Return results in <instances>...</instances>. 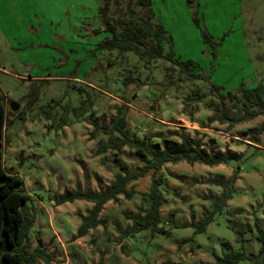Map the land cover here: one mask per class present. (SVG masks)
<instances>
[{"label": "rangeland", "instance_id": "rangeland-1", "mask_svg": "<svg viewBox=\"0 0 264 264\" xmlns=\"http://www.w3.org/2000/svg\"><path fill=\"white\" fill-rule=\"evenodd\" d=\"M118 1L109 0L108 14L125 19L127 0ZM104 3L0 0V101L8 109L4 167L24 179L31 195L22 207L34 221L31 249L40 244L50 264H215L214 251H258L255 223L264 227V115L229 129L209 120L213 111L205 102H188L186 96L193 89L209 92L211 84L238 90L264 83V0H152L154 20L173 35L176 57L194 60L208 81H180L179 67L170 78V61L146 66L133 52L101 48L111 37L100 14ZM131 6L146 14L136 0ZM202 29L218 44L207 43ZM12 102L19 103L17 111ZM119 112L131 132L150 135L160 149L184 133L211 152L234 157L218 165L166 163L158 173L147 172L129 185L131 198L107 202L102 223L79 236L93 203H59L56 196L105 189L120 171L117 158L130 172L143 166L128 146L99 153L108 139L105 128ZM234 173L233 197L207 230L196 233L186 226L212 210L214 197ZM154 176L162 183L164 233L131 235L134 216L149 206ZM236 229L245 231V246ZM37 264L47 263L39 258Z\"/></svg>", "mask_w": 264, "mask_h": 264}, {"label": "trees", "instance_id": "trees-1", "mask_svg": "<svg viewBox=\"0 0 264 264\" xmlns=\"http://www.w3.org/2000/svg\"><path fill=\"white\" fill-rule=\"evenodd\" d=\"M119 4L118 0H115ZM134 0H127V18L119 19L108 14L109 0L100 8V14L106 23V28L111 32V37L105 39L100 47L104 49H117L121 53L133 52L139 56L146 66H151L159 59L172 63L166 68V76L172 77L174 71L179 67L180 81L189 79H203L208 81L209 77L197 68V63L192 59L182 60L176 57L173 50V35L165 28L163 23L154 20L151 8L152 0H136L137 5L146 11L140 15L135 7ZM194 20L199 25V18ZM202 35L207 43L217 45L211 33L202 29ZM166 45L169 47L166 51ZM197 71H196V70ZM172 83L174 80L172 78ZM188 102H205L206 106L213 111L210 121H218L227 124L231 129L235 125L253 120L264 115V83L255 86L241 85L238 90H225L223 86L211 84L209 92H201L193 89L187 94ZM195 106V105H194ZM7 107L0 101V264H37L39 258L44 259L47 264L50 260L40 244L31 249L29 231L33 227V219L29 218L23 206L31 199V195L25 191L24 179L17 173H9L4 167L3 138L7 125ZM108 139L101 143L99 153L107 150L122 151L126 146L131 148L143 166L139 172L128 171L119 161L120 171L115 174L112 182L103 190L91 192L89 189H77L67 191L62 196H56L59 203L74 202L75 200H86L93 203L86 216L82 217V223L78 228L79 236L88 233L90 228H96L102 223L99 218L104 205L109 201L117 202L120 195L131 198L134 191L129 188L132 181L144 176L153 170V173L161 171L166 163H178L187 161L190 164L203 163L206 165L226 164L231 157L227 153H214L207 150L197 139L187 134H180V141L159 148L152 143V137L145 135L139 138L127 124V117L119 112L111 126L106 127ZM237 174L234 173L224 184L221 195L214 197L212 210L196 222L186 224L192 226L196 233L205 232L209 224L214 220V214L222 211L227 202L233 197ZM162 183L160 179L153 177L150 191L147 195L149 206L145 214L134 216V224L127 229L129 234L151 230L152 232L164 233L159 227L162 222L161 206L163 194L160 190ZM257 239L260 242L258 251H247L244 249H228L222 253L213 252L215 264H264V227L258 222ZM253 228V227H252ZM251 226L249 229H252ZM237 241L245 246V231L236 229ZM131 234V235H132ZM228 245L229 242H224ZM48 256V257H47Z\"/></svg>", "mask_w": 264, "mask_h": 264}, {"label": "water", "instance_id": "water-1", "mask_svg": "<svg viewBox=\"0 0 264 264\" xmlns=\"http://www.w3.org/2000/svg\"><path fill=\"white\" fill-rule=\"evenodd\" d=\"M10 106L13 111H17L19 109V103L17 102H12Z\"/></svg>", "mask_w": 264, "mask_h": 264}, {"label": "crops", "instance_id": "crops-1", "mask_svg": "<svg viewBox=\"0 0 264 264\" xmlns=\"http://www.w3.org/2000/svg\"><path fill=\"white\" fill-rule=\"evenodd\" d=\"M99 191V190H98Z\"/></svg>", "mask_w": 264, "mask_h": 264}]
</instances>
